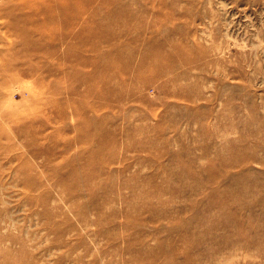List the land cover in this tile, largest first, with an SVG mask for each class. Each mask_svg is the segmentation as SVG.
Segmentation results:
<instances>
[{
  "label": "rangeland",
  "instance_id": "obj_1",
  "mask_svg": "<svg viewBox=\"0 0 264 264\" xmlns=\"http://www.w3.org/2000/svg\"><path fill=\"white\" fill-rule=\"evenodd\" d=\"M47 8L32 20L60 17ZM108 14L113 41L47 24L43 54L16 33L31 11L0 0V264H264V0H108ZM154 50L158 74L139 65ZM129 59L122 92H96L94 68ZM227 187L237 220L212 195Z\"/></svg>",
  "mask_w": 264,
  "mask_h": 264
},
{
  "label": "bare ground",
  "instance_id": "obj_2",
  "mask_svg": "<svg viewBox=\"0 0 264 264\" xmlns=\"http://www.w3.org/2000/svg\"><path fill=\"white\" fill-rule=\"evenodd\" d=\"M39 1H42V0H10V4H11V6H13V8L27 9L28 12L31 11V15H29V16L26 15V16L22 17V21L24 23H26L27 27L25 26L23 29H20V30L17 29L16 33L22 37V40L24 42L32 43V45L34 46L33 50L40 51L39 53H41V52L43 54L45 53L44 35L41 34L40 38H36L35 33L39 32V31L44 32V30L47 27V24H48V26L49 25H60V24H62V26H60V28H62V29L65 28L67 30L69 29L70 26L71 27L75 26V28H77L76 31L70 32L69 34L66 33V35H63L62 38L57 36L56 38L59 41L60 40L63 41V39L64 40L75 39L76 41H80L83 44L90 43V45H93V47H95L94 49H96V46L101 44L102 42L108 43L110 41H113V37H112L111 33L109 32V30H107L105 28V27H107L106 25H108V20H109V17L111 16V14L105 15V17H100V18H98L96 15L98 13V10L100 9V7L108 4V0H104V2H101L100 7H97L95 4H93L91 2V0H57L56 2L51 3V4L48 3L46 7H42V6L39 7V5H38ZM48 6H49V8H56L58 10L57 13L60 17L56 18L55 16H53V17L48 18V19H43L42 21H40L39 19L38 20H36V19L32 20V17L35 16L36 14L40 15L41 12L47 11ZM88 12L93 13L95 20H92L91 18H88V17L85 18L84 15L87 14ZM160 34L161 33H159V35ZM140 35H141V33H140ZM164 37H166V36H164ZM166 39H167V37H166ZM58 43L60 44V42H57V41L53 42V44L56 46L59 45ZM35 46H36V48H35ZM40 46L42 47V49H40ZM130 49H132V48H130ZM147 51H148V49H147ZM148 54L149 55H146L145 57H143L144 59H143L142 63L140 62L139 65L145 66V64H151V63H147V62H145V64H144V60L146 61L148 59H151L152 64L155 63L153 65V68H152L153 74H158L159 72H161L163 70V67L158 63V61L162 58V53L158 52L157 50L155 52V50H154V51L149 52ZM33 56L39 57L38 55H33ZM96 56H97L96 58H99L98 54H96ZM107 56H109V54ZM62 57L63 56L60 55L59 59L62 60ZM81 60L83 61V63L86 64V63H91L92 58H89V59L88 58L87 59L82 58ZM110 64H111L110 69H112L113 63H111V61L109 62V65ZM130 64L131 63H130V59H129V61H127L126 64L123 67H121L120 69L115 71V67H113V69L110 70L109 66H108V68L104 72H103V70H101L97 66L96 68H94V71H92L87 76V78H90L91 76H94V77L98 76L99 77L102 74H105L107 76V74H108V79L105 81V84H103L101 88H98L96 90V92H100L105 97H112L114 94H119L120 92H122V90H123L122 87L125 86V85L117 86L116 84H113V82H112L113 78L116 76L122 77L123 74L129 73V70L132 69L131 68L132 65H130ZM30 70H32V69H30ZM30 72L31 71H29V73ZM125 88H127V87H125ZM69 90H71L72 93H75V89L72 88ZM87 90H88L87 91V93H88L89 91H94L95 89L90 87ZM65 101L68 104H73V102L71 100L66 99ZM60 114H64V113L60 112ZM173 118H175V117H173ZM176 118H178V117H176ZM176 118H175V120H176ZM106 136L108 138L113 139L115 137V133H113V131H111L110 133H107ZM102 146H106V140L103 141ZM85 168H86V170H85L86 176H84V178H85V181H88L91 173H90V170H87V168L91 169L90 164L85 165ZM211 173L214 176L216 175V174H214V171H212ZM213 175L210 174V176H209L210 178H208L209 182L214 178ZM204 178H205V175H204ZM228 179H229V177H228ZM203 180H205V179H203ZM241 194H242L241 190H239L237 192V191L231 190L229 187H227L225 190L221 189L220 191L212 189V195H213V197L216 198V202L223 203L225 208H227L228 210L231 211L232 215L235 217V220L238 219L237 216L239 215V213L241 211V206L233 201L234 204H237V207L235 206L234 209H231L228 202H232L231 198H240ZM244 224H246V223L241 221V224H238V225H244ZM248 224L253 227V225L251 224V220L247 223V225Z\"/></svg>",
  "mask_w": 264,
  "mask_h": 264
}]
</instances>
